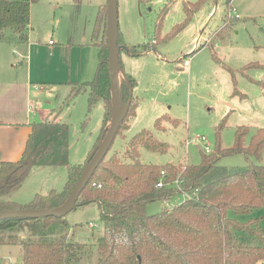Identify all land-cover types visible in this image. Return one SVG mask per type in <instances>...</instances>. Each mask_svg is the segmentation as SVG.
<instances>
[{"label":"rangeland","instance_id":"374dc122","mask_svg":"<svg viewBox=\"0 0 264 264\" xmlns=\"http://www.w3.org/2000/svg\"><path fill=\"white\" fill-rule=\"evenodd\" d=\"M197 2L154 0L151 6L143 8L138 0H117L119 36L126 41L121 38L122 42L118 43L120 61L132 71L126 73L136 80L132 96L138 98L139 105L133 118H125L107 159L113 154L121 158L129 140L142 130H149L158 142L168 146V151L161 154L141 148L139 159L142 163L158 166L170 163L177 167L198 165L205 145L211 152L218 142L222 148H229L239 126L250 129L247 141L257 129L264 128V70L240 72V68L250 62L264 65V0L203 1L187 24L166 38L174 26L185 20L184 3ZM166 5L159 38L154 39L157 15ZM232 9L237 17L231 14ZM105 10L106 0H34L30 7L28 42L0 43V78L25 82L27 63L31 66L32 77L29 114H23L19 108L15 111L20 120L13 123L19 125L4 131L7 141L23 145L30 123L47 122L57 116L58 121L69 127V166L84 165L89 154L97 148L112 121L111 101L103 126V100H97L89 109L90 90L79 88L92 81L97 71L98 45L107 39ZM200 33L198 49H201L187 55L190 46L186 45ZM217 33L220 34L213 51L226 68L221 67L211 50L204 47ZM143 44L151 47V53L127 57L126 47ZM156 53L161 57L159 60ZM184 59L190 60L188 71L182 68ZM228 69L234 72L236 88L244 98L232 94ZM119 78L124 81L122 71H119ZM14 89L7 87L0 93V113H8L7 102L17 99L14 94L21 87ZM163 114L176 121L175 124L165 120L155 129V120ZM223 119L225 126L218 140L217 127ZM126 122L128 126L123 130ZM250 162L264 164V150L259 161L238 154L221 158L217 165L231 174L245 169ZM67 179L66 166L34 167L21 187L5 200L26 205L37 194L45 195L51 189L61 191ZM185 198L186 195L178 194L170 201L151 203L146 213L154 215ZM253 216L261 219L264 231V211L259 210ZM64 218L69 225L67 237L73 242L90 245L102 233L99 209L94 203L77 206ZM89 223L96 226L89 228ZM94 259L83 263L94 264ZM8 261L20 262L18 246L0 245V264Z\"/></svg>","mask_w":264,"mask_h":264},{"label":"trees","instance_id":"16d2710c","mask_svg":"<svg viewBox=\"0 0 264 264\" xmlns=\"http://www.w3.org/2000/svg\"><path fill=\"white\" fill-rule=\"evenodd\" d=\"M33 1L0 0V43L28 42ZM153 1L138 0V3L140 7L147 8ZM203 1L206 0L184 3L185 20L174 26L166 38L178 33ZM167 7L157 15L154 39L159 38ZM219 34L204 46L211 50V55L221 67L226 68L213 51ZM98 48L95 76L79 89L90 90L89 109L97 100H103L104 126L107 105L111 101L107 39L99 43ZM150 48L147 44L126 47L131 57L148 53L152 50ZM253 69L264 70V65L250 62L241 67L240 72L244 74ZM228 71L232 78V94L244 98L236 88L234 72ZM247 79L256 83L249 77ZM135 86L136 80L125 74L124 81H120L121 97L125 103ZM131 103L126 115L130 119L136 115L138 100L132 96ZM165 120L176 122L164 114L155 120V129ZM126 123L123 130L128 126ZM224 126L223 119L217 127L218 140ZM68 131V125L61 122L30 124L20 158L17 161H0V211L53 209L66 200L84 166L68 165ZM249 132L248 127L239 126L231 147L222 148L218 142L213 152L201 154L198 165L177 167L170 163L158 166L140 161L141 148L161 154L168 151V146L158 142L151 131L142 130L129 140L121 158L113 154L101 161L79 196L77 206L94 203L99 209L102 233L92 244L68 239L66 231L69 225L64 217H45L0 221V245L18 246L19 264H84L93 258L94 264H262L264 231L261 219L253 215L259 210L264 211V164L250 162L245 169L231 174L217 165L221 158L238 154L260 160L264 150V128L257 129L247 141ZM39 166H66L68 179L64 188L51 190L45 195L37 194L26 205L5 200L21 187L30 170ZM160 179L163 185L158 188ZM175 181L177 186L173 185ZM178 194H186V198L154 215L146 213L149 204L170 201Z\"/></svg>","mask_w":264,"mask_h":264},{"label":"water","instance_id":"95a60500","mask_svg":"<svg viewBox=\"0 0 264 264\" xmlns=\"http://www.w3.org/2000/svg\"><path fill=\"white\" fill-rule=\"evenodd\" d=\"M106 35H107V63L109 73L110 99L112 121L104 138L86 159L83 170L66 200L53 209H17L0 211V221L8 219L34 220L45 217L62 218L77 207L80 194L88 185L101 161L106 157L118 129L125 119L132 101V91L125 103L120 90V45L118 44L119 25L117 0H106Z\"/></svg>","mask_w":264,"mask_h":264},{"label":"crops","instance_id":"0c3cea01","mask_svg":"<svg viewBox=\"0 0 264 264\" xmlns=\"http://www.w3.org/2000/svg\"><path fill=\"white\" fill-rule=\"evenodd\" d=\"M200 37H201V33L198 35V37L193 38L189 45H186V47L190 46L189 49L187 50V53H188L187 55H190L191 53L194 54L199 49H201V48L198 49V45H199L198 39H200ZM121 38L123 39V37H121ZM124 42H126V41L124 40ZM27 51H28V48H27L26 52ZM149 53H151V51L148 52L147 54H149ZM125 54L127 55V57L131 58L130 53H125ZM155 56L158 58V60L161 58V57H159L158 53H156ZM26 66H27V72H26L25 82H23V81L17 82V80H7L5 77L0 78V93H3L5 91V88H7V87H9V89H14V88L19 89V87H21V89L18 90V92H15V94H14L15 96H17L16 97L17 99L16 100H10L6 104V108L9 112L8 113H0V161H17L20 158L22 151L25 147L26 140H25V143H23V145H20V143L18 141H12V140L7 141L4 137V131L12 130L13 126L19 125L18 123H13L15 121L20 120L19 119L20 117L18 116L17 112H15L18 108L20 109V111H22L23 114H25V113H26V115L29 114V112H28L29 106L31 105V101L29 100V95H30V90L32 88V86H31L32 85L31 84V82H32L31 78L32 77H31V66L29 65V63H27ZM189 67H190V65H189ZM183 70H185V69H183ZM188 70H189V68L186 71H188ZM121 71L123 72L124 75L125 74L130 75L129 73H126V71H128V70H127V65H125V63L122 65ZM128 72L132 73L131 70H129ZM15 81H16V83H15ZM24 85H25V89H24ZM14 90H16V89H14ZM24 95H25V97H24ZM135 98L138 100L137 97H135ZM138 105H139V100H138ZM165 115H167V114H165ZM3 121H6V122L4 123ZM47 122H60V121H58L57 116H56L53 120H49ZM29 132H30V130H29ZM29 132H28V134H29ZM51 190H55V189H51ZM55 191H57V190H55Z\"/></svg>","mask_w":264,"mask_h":264},{"label":"built area","instance_id":"2783aa9c","mask_svg":"<svg viewBox=\"0 0 264 264\" xmlns=\"http://www.w3.org/2000/svg\"><path fill=\"white\" fill-rule=\"evenodd\" d=\"M231 14L234 15L235 17H237V16H236V12H235L234 9L231 10ZM154 42H155V41H154ZM49 44H50V43H49ZM189 65H190V60H189V59H184V60L182 61V68H183V69L187 70V69L189 68ZM201 140L204 141V138H201ZM203 151H204V153H206V154H208V153L211 152L210 149H209V147H208L207 145L204 146ZM161 175L164 176V172H162ZM162 185H163V180L160 179L159 182L157 183V187H158V188H161ZM173 185L177 186V182L175 181ZM97 187L100 188V185H97ZM184 195H186V194H184ZM95 226H96V225L93 224V223H89V224H88V227H89V228H93V227H95ZM5 264H13V263H12L11 261H8V263H5ZM15 264H19V263H15ZM262 264H264V263H262Z\"/></svg>","mask_w":264,"mask_h":264}]
</instances>
